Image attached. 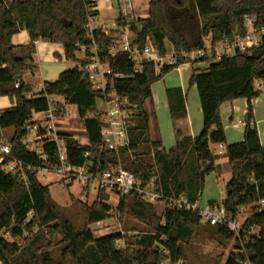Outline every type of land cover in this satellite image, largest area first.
<instances>
[{"label":"trees","instance_id":"16d2710c","mask_svg":"<svg viewBox=\"0 0 264 264\" xmlns=\"http://www.w3.org/2000/svg\"><path fill=\"white\" fill-rule=\"evenodd\" d=\"M89 6V0H0V97H7L14 106L0 111V131L13 129L9 140L12 159L39 165L38 156L27 151L20 141L27 134V126L34 124L33 115L48 110V98L52 96L62 97L67 104L77 107L88 138L84 145L65 140L72 165L83 164L87 152L95 164L103 162L101 171L108 170L107 164L116 159V154L103 149L96 116V105L103 94L92 89L78 58L80 47L90 44ZM247 16L255 18L257 29H264V0H151L148 17L131 25L141 46L150 38L161 53L170 45L177 57L180 53L203 50L205 41L211 40L212 56L205 58L208 66L195 69L189 80V86L198 90L203 131L192 138L176 129L177 144L168 153L159 150V142H152L144 106L152 98V86L186 61L179 57L175 67L164 68L158 74L153 63H145L143 72L135 74L134 63L125 53L107 56L103 61L115 75L123 76L113 80V88L138 106L137 123L129 132L136 163L130 162L123 152L125 168L145 181L156 174L166 196L185 195L194 201L202 196L206 177L218 169L211 146L224 145L231 179L222 204L231 219L250 209L244 225L256 226L262 238H252L244 244L227 228L205 224L197 214L185 211H168L160 216L154 205L135 193L119 197L115 207L109 204L110 196L105 193L99 194L91 205L80 203L84 221L82 227L76 228L65 218L37 174L29 175L27 188L20 176L4 170L11 158L0 157V231L16 224L11 232L14 239L23 236V232L37 231L20 245L1 240V264H178L184 257L182 246L208 230L233 244L235 251L226 264H243L246 260L264 264V209L259 211V203L264 200V148L254 125L251 104L263 92L258 85H264V36L260 47L246 53L217 59L214 51L225 38L245 35ZM117 25L120 29L128 27L120 14ZM22 31L28 33L30 44L43 40L62 45L65 59L78 64L61 73L56 82L44 83V89L36 96L30 95V88L22 81V75L32 68V59L22 53L24 48L12 42ZM93 39L105 52L113 42L100 29L93 31ZM32 46L26 49L32 52ZM16 83H20L18 88ZM166 95L173 123L186 119V96L182 90L169 88ZM238 99L248 101L244 138L242 142L228 144L220 107ZM43 153L53 164L55 147L46 145ZM214 204L215 201L210 206ZM30 212L33 218L27 222ZM117 214L119 224H134L130 239L121 233L95 238L93 225ZM56 237L61 238L57 245L62 247L58 261L50 256Z\"/></svg>","mask_w":264,"mask_h":264},{"label":"built area","instance_id":"2783aa9c","mask_svg":"<svg viewBox=\"0 0 264 264\" xmlns=\"http://www.w3.org/2000/svg\"><path fill=\"white\" fill-rule=\"evenodd\" d=\"M89 24L87 26V34L90 39L88 46H81L80 51L83 52V66L81 70L87 75L91 87L95 91H100L103 98L96 105V116L100 122V136L103 144V149L109 153L117 155L113 162L107 164L108 170H100L103 165L102 161L95 164L90 160V153L84 155L85 161L81 165H72L70 162L68 149L65 144L66 139H72L80 145L87 143L88 138L83 133L81 135H72L71 137L64 136L58 129V114L62 109L59 105H54L49 102V108L45 114V119L41 122L27 126V134L20 141L21 145L29 152L35 153L38 156L39 165L27 164L23 161L11 158V144L7 137L0 131V157L11 158V161L5 165L4 170L13 175H18L29 188V175L37 174L39 180L46 179L47 175H57L68 184H76L79 186L84 199L89 198V193L94 191L99 194L105 193L110 196H115L117 199L122 196H128L132 193L138 195L143 201L154 205L163 204V216L168 211H185L197 214L201 217L202 222L210 226H222L235 234L237 238L247 244L250 239H261V234L258 233L256 226L251 225L245 227L244 221L239 224L236 219H231L227 216V212L222 203L210 206L204 203L199 197L194 201H190L185 195L179 197L166 196L159 187L158 176L152 174L145 181L141 176L137 177L132 171L125 168V162L122 156L126 152V157L130 162L136 163V158L130 150L129 132L136 125L138 118V106L133 104L128 97L120 95L113 88V80L121 79L123 76L115 75L103 59L107 56L113 57L118 53H125L129 60L134 63L135 74L143 72L145 63H153L156 70L160 72L164 68H173L177 65V59L182 57L186 63L205 64V58L212 56V48L210 53L206 48L191 53H180L177 57L173 52L161 53L157 46L150 38H147L145 44L141 46L138 43V37L131 31V25L118 31L120 37L113 38L111 46L104 51L93 39V31L95 29L102 30L106 35H110V31L106 28L92 26L94 15L97 12V0H89ZM118 6L117 11L134 10L132 0H116ZM132 20V19H131ZM133 21V20H132ZM131 21V22H132ZM129 22V24H131ZM116 25V24H115ZM244 25L246 32L244 36L236 35L233 38H225L219 43L214 51L217 59L223 56H232L237 52L246 53L255 48L260 47L264 36V29L255 27V18L245 17ZM38 41L35 42L37 44ZM219 49V50H218ZM20 83H16V88ZM261 88L260 85H258ZM44 89V88H43ZM42 89V90H43ZM240 124L243 122L239 121ZM84 132V130L82 131ZM53 145L55 147L56 157L53 164L49 161L47 155L43 153V147ZM264 209V200L259 203V211ZM33 218V213L30 212L27 216V222ZM16 224L7 230L0 231V241L16 243L20 245L26 238H32L37 233L32 234L23 232V236L19 239H14L12 230L16 228ZM22 230V229H21ZM119 247L120 244L118 243ZM1 264V263H0ZM243 264H252L246 260Z\"/></svg>","mask_w":264,"mask_h":264},{"label":"crops","instance_id":"0c3cea01","mask_svg":"<svg viewBox=\"0 0 264 264\" xmlns=\"http://www.w3.org/2000/svg\"><path fill=\"white\" fill-rule=\"evenodd\" d=\"M150 1L151 0H132L134 5V10L119 11L117 13V17H116L117 19L115 20L116 25L112 29H108L107 26H101L99 28H106L108 31H110L109 36L116 39L119 35L118 31L123 29V28L120 29L117 25L119 14L121 15L122 20H124V23L127 24V26L133 25V23H135L136 21L141 19H146L148 17V6ZM99 14H100L99 7L97 5V12L95 13L94 17L97 18ZM129 22H131V24H129ZM12 42L15 46L24 48L22 53L27 55V57L28 56L31 57L32 68L28 72H30L33 77L36 76L37 73H40L39 69H41L42 61L43 63L45 61H52V59L47 60V56H54V60L52 61L53 64H58L57 60L59 61L65 60L66 62H69L65 59V52L62 45L52 44L48 41H43V40H39L37 44L35 43L30 44V38L26 31H22L16 36H14ZM209 42L211 49L212 47H211L210 38H209ZM31 45H33L32 52H30L29 49H26L28 46ZM205 48H206V44H205ZM172 51L173 50L171 46L167 45L166 52L171 53ZM78 54H83V52L79 51ZM37 65H39V67H37ZM181 66L171 71L162 80H160L158 83L152 86V98L148 100L144 106V109L148 115L150 138L152 142H159L161 144L159 150H164L167 153L172 148L176 147L177 144V138L175 135L176 129L180 130L184 136H188L192 138L198 137L203 131L204 120H203V113L199 100L198 90L196 87L189 86V80L195 68L194 66L191 65L192 66V73H191L188 64H184V67ZM53 67L56 66L53 65ZM60 73L62 72H59L57 71V69L52 68L50 73H47V77H49V80L51 79L50 82L46 78L42 77L41 83L39 84L38 87L34 86L30 82H27L25 79L22 81L26 86L30 88L31 90L30 95L36 96L40 94V92L44 88V83L56 82L59 78ZM156 73L158 74L159 72L156 70ZM260 86H261L260 89L263 92L257 99H254L251 102V104L253 108L254 125L257 129L260 138V143L264 148V85L262 84ZM169 88H180L183 94L186 96L187 117L186 119L179 120L176 123H173L169 113V106L166 95V91ZM57 105H59L62 108L60 104ZM11 108H14V106L11 104L9 99L7 97H0V111L9 110ZM247 112H248V101L246 99H238L230 103H225L220 107V117L222 120L225 134L227 136L228 144H234L243 141ZM239 121L243 122V124H240ZM6 131L7 130L1 132L5 133ZM217 146L219 147L218 152L217 153L212 152V153L216 156L215 165L218 167V169L216 172L212 173L208 177L211 178L212 175H216L217 181L218 180L220 181L223 172L226 171L227 169L226 167L227 159L224 157L225 146L224 145H217ZM230 179H231V173L228 182L230 181ZM213 201L215 200H208L209 202L208 204H211V202ZM216 204H220V203L215 201L214 205ZM243 211L245 210H242L241 213Z\"/></svg>","mask_w":264,"mask_h":264},{"label":"rangeland","instance_id":"374dc122","mask_svg":"<svg viewBox=\"0 0 264 264\" xmlns=\"http://www.w3.org/2000/svg\"><path fill=\"white\" fill-rule=\"evenodd\" d=\"M99 7V16L93 19L92 23L94 27L107 26L108 29H112L115 26V20L117 19V2L116 0H97ZM118 35V37H120ZM206 50L210 53V42L209 39L205 41ZM219 50V49H218ZM173 52V51H172ZM170 53V52H169ZM78 58L80 62H83V54H78ZM54 60V56H47V60ZM52 61H43L41 62V69H39L40 73H37L36 76H32L30 72H26L22 76V80H26L27 82L32 83L34 86H39L41 83L42 77L49 80L47 77V73H50L52 68L57 69L59 72H65L66 70L74 69L78 64L73 63L71 61L66 62L65 60L59 61L58 64H53ZM51 62V63H50ZM55 65L56 67H53ZM189 65V69L192 73V66ZM39 67V65H37ZM181 67H184L181 66ZM205 64H195L194 68H204ZM81 68V66H80ZM61 74V73H60ZM51 80V79H50ZM49 80V82H50ZM52 83V82H51ZM43 85V84H41ZM40 85V86H41ZM49 102L51 104H60L62 106L61 114L58 116V129L62 132H68L72 135H81L84 132L83 121L79 118L78 110L76 106L67 104L64 98L52 96L49 97ZM54 104V105H55ZM98 107H101L100 103H97ZM44 113H37L33 115V123L41 122L45 119ZM8 140L13 136V129H7L4 133ZM219 147L217 145L211 146V151L217 153ZM227 162V161H226ZM225 162V163H226ZM227 169L223 172L220 181L216 179V175H212L210 177H206L204 188L202 192L201 199L204 203H209L208 200H215L218 203H222L225 199V187L230 178V170L228 164L226 165ZM210 178V179H209ZM213 182V183H212ZM40 183L47 186L50 190L51 198L57 205L61 207L64 212V216L66 219L71 220L76 228H80L83 225V214L80 210V203L85 204L88 203L91 205L97 199V193L91 191L89 193V198L84 199V194H82L78 185H68L66 184L60 176L57 175H47L46 179H41ZM109 204L113 207L117 204V198L112 196ZM156 210L159 214L163 213V204H159L156 206ZM250 215V209L245 210L236 219L239 224L243 223V221ZM118 214L116 217L111 218L109 220L100 222L96 225H93V234L95 238H101L104 236L115 235L117 233L125 234L127 240L130 239V233L134 224H127L126 227L122 224H119ZM128 233V234H127ZM61 241L60 237H56L54 240L55 248L50 251V256L54 260H59L60 252L62 247L57 245ZM120 246L123 247V244L120 243ZM184 257L183 261L178 264H226L228 259L231 257L235 248L233 244H229L222 240L219 236L212 233L208 230L200 233V235L195 238L192 242L187 245L182 246Z\"/></svg>","mask_w":264,"mask_h":264}]
</instances>
